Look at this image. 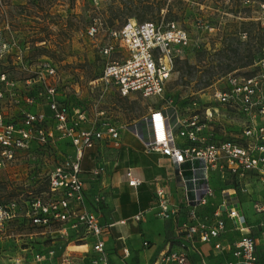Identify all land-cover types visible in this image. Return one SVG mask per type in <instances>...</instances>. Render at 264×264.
Listing matches in <instances>:
<instances>
[{
    "label": "built area",
    "instance_id": "2783aa9c",
    "mask_svg": "<svg viewBox=\"0 0 264 264\" xmlns=\"http://www.w3.org/2000/svg\"><path fill=\"white\" fill-rule=\"evenodd\" d=\"M100 29L101 23L93 20L85 35L95 38ZM108 38L126 55L108 60L117 51L113 43L104 44L99 53L107 59L93 83L103 89L113 87L121 97H163L175 60L191 43L184 29L163 21L129 20L118 29H109ZM249 69V74L235 71L218 80L222 87L214 89L208 101H192L187 116L167 101L166 109L172 111L175 127L169 125L171 116L163 109L150 111L143 119L147 135L144 151L166 157L176 166V175L184 182L187 209V214L180 217V211L171 208L163 187L155 189L157 216L161 220L179 216L180 239L177 249L161 251L153 264H192L190 254L198 257L197 264H210L197 243L210 244L216 252L228 251L231 258L224 264H264L257 255V242L264 243V56L255 59ZM55 77V68L42 63L25 82L27 87L33 83L43 87L39 96L45 101L48 117L22 111L17 123L6 121L0 112V168L13 161L16 152L32 150L33 146L44 152L59 143L65 147V153L47 172L39 193L28 192L20 201L0 203L1 264H81L86 257L89 264H112L103 238L112 224L101 223L103 196L86 192L81 161L99 144L118 148L120 128L102 121V112L97 111L91 119L84 109L58 98ZM19 84L0 73V101L9 99L14 106L34 104L33 97L22 95ZM232 114L242 120V125L234 129L227 127L232 126L227 123ZM48 122L51 125L45 128ZM188 172L205 181L199 198L191 199L185 188L184 175ZM104 173L102 164L89 172L96 179ZM125 177L128 187L140 184L130 169ZM216 192L221 196L217 204L213 202ZM232 194L244 195L252 202L254 212L261 215L258 239L245 215L231 204ZM133 219L140 221L141 215ZM227 221L238 237L224 247L219 239L226 232ZM80 247L89 248L82 252V258L71 250ZM122 252L128 256L127 249Z\"/></svg>",
    "mask_w": 264,
    "mask_h": 264
},
{
    "label": "rangeland",
    "instance_id": "374dc122",
    "mask_svg": "<svg viewBox=\"0 0 264 264\" xmlns=\"http://www.w3.org/2000/svg\"><path fill=\"white\" fill-rule=\"evenodd\" d=\"M93 20L101 23V29L89 38L85 30ZM129 20L173 22L190 37V46L175 60L161 98L121 97L115 88L93 83L107 59L99 53L104 44L113 43L117 51L108 60L126 55L108 38V30ZM248 49L254 58L264 56V0H0V73L19 81L22 95L35 100L14 106L4 99L0 112L6 121L17 123L22 111L48 117L39 96L43 87L33 82L27 87L25 82L38 66L49 63L56 71L53 83L58 98L84 109L91 119L102 112V121L124 130L150 111H166L167 101L187 116L192 101H208L213 90L222 87L218 82L222 77L235 71L249 74V67H241ZM230 117L227 123L232 126L227 127L242 125L237 115ZM33 149L16 152L15 159L0 168V203L20 201L28 192L39 193L47 172L65 153L62 143L45 152Z\"/></svg>",
    "mask_w": 264,
    "mask_h": 264
},
{
    "label": "crops",
    "instance_id": "0c3cea01",
    "mask_svg": "<svg viewBox=\"0 0 264 264\" xmlns=\"http://www.w3.org/2000/svg\"><path fill=\"white\" fill-rule=\"evenodd\" d=\"M120 145L109 148L97 145L87 151L81 161L82 177L89 196H103L102 218L105 229L103 238L108 260L112 264H153L158 254L167 249H177L179 242L178 217L187 213L183 200V180L176 175L173 162L157 153L144 151V140L128 129H120ZM71 153L72 150H66ZM104 165L105 173L99 178H93L89 172L99 165ZM130 169L140 184L136 188L127 186L126 171ZM185 188L190 191V198L202 196L205 181L198 175L186 173ZM163 187L171 208L179 210V216L161 220L157 216L158 207L155 189ZM261 195H259L260 198ZM221 196L215 194L213 202L217 204ZM258 198V197H257ZM231 204L245 215L252 234L258 239L261 215L252 209V202L244 195L233 194ZM90 210V206L87 205ZM141 215L140 221H135V215ZM114 229V231H113ZM116 229V230H115ZM113 231V232H112ZM112 233V234H111ZM238 237V232L227 221V229L219 241L224 247L230 245ZM143 243H146L144 246ZM196 247L210 264H224L231 258L228 251L216 252L210 244L197 243ZM128 256H123V249ZM76 256L82 258V252L87 247L72 248ZM257 255L260 263H264V243L257 242ZM81 256V257H80ZM192 264L198 263V257L190 254ZM81 264H89L87 257Z\"/></svg>",
    "mask_w": 264,
    "mask_h": 264
},
{
    "label": "trees",
    "instance_id": "16d2710c",
    "mask_svg": "<svg viewBox=\"0 0 264 264\" xmlns=\"http://www.w3.org/2000/svg\"><path fill=\"white\" fill-rule=\"evenodd\" d=\"M260 57H262V56H260ZM243 58H244L245 62L241 67H249L253 64L254 60L257 59V58H254V54L251 52L250 49L246 50V53L243 56ZM232 71H234V70H232ZM165 112L171 116L170 120H169V125L175 127V118L172 115V111L170 109H167ZM128 128L130 131H132L133 133L140 136L143 140H146V137H147V135H146V124H145L144 120H141L138 123L129 126Z\"/></svg>",
    "mask_w": 264,
    "mask_h": 264
}]
</instances>
